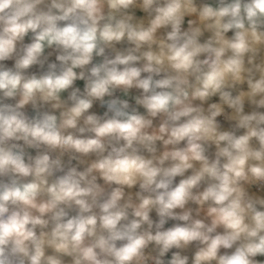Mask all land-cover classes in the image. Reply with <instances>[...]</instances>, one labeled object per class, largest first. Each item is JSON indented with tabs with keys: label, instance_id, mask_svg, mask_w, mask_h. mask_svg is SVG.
<instances>
[{
	"label": "clouds",
	"instance_id": "clouds-1",
	"mask_svg": "<svg viewBox=\"0 0 264 264\" xmlns=\"http://www.w3.org/2000/svg\"><path fill=\"white\" fill-rule=\"evenodd\" d=\"M0 264H264V0H0Z\"/></svg>",
	"mask_w": 264,
	"mask_h": 264
}]
</instances>
